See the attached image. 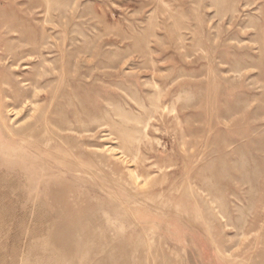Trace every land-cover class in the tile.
<instances>
[{
  "label": "rangeland",
  "instance_id": "374dc122",
  "mask_svg": "<svg viewBox=\"0 0 264 264\" xmlns=\"http://www.w3.org/2000/svg\"><path fill=\"white\" fill-rule=\"evenodd\" d=\"M0 264H264V0H0Z\"/></svg>",
  "mask_w": 264,
  "mask_h": 264
}]
</instances>
